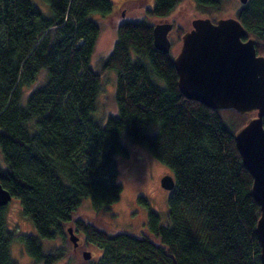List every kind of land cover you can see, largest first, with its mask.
I'll list each match as a JSON object with an SVG mask.
<instances>
[{
    "label": "trees",
    "instance_id": "trees-1",
    "mask_svg": "<svg viewBox=\"0 0 264 264\" xmlns=\"http://www.w3.org/2000/svg\"><path fill=\"white\" fill-rule=\"evenodd\" d=\"M43 1L47 15L32 0H0V186L36 232L15 234L0 206V264H16L13 240L35 264L57 263L68 252V227L101 249L87 264H262L259 206L234 140L249 116L185 98L172 55L153 46L145 17L121 21L95 65L100 24L91 16L113 14L111 1ZM193 1L210 18L231 0ZM179 2L153 0L145 14L166 17ZM234 17L264 56V0L239 3ZM108 71L116 77L117 114L100 122L93 112ZM122 136L174 180L168 222L150 211L135 235L75 215L84 198L95 211L119 200L115 157L128 156ZM40 240L61 245L44 252Z\"/></svg>",
    "mask_w": 264,
    "mask_h": 264
},
{
    "label": "water",
    "instance_id": "water-1",
    "mask_svg": "<svg viewBox=\"0 0 264 264\" xmlns=\"http://www.w3.org/2000/svg\"><path fill=\"white\" fill-rule=\"evenodd\" d=\"M247 0H239L245 4ZM171 23H157L152 28L153 46L169 53L168 33ZM233 17L195 18L191 28L180 39V48L173 58L177 85L181 94L198 101L212 110H233L249 116L234 133L236 148L242 164L251 174V194L259 206L256 234L260 246V260L264 264V56L258 55L253 38ZM161 186L172 190L174 180L167 175ZM11 195L0 186V206L11 200ZM68 239L73 247L78 238L71 227ZM85 260L90 259L87 251Z\"/></svg>",
    "mask_w": 264,
    "mask_h": 264
},
{
    "label": "rangeland",
    "instance_id": "rangeland-1",
    "mask_svg": "<svg viewBox=\"0 0 264 264\" xmlns=\"http://www.w3.org/2000/svg\"><path fill=\"white\" fill-rule=\"evenodd\" d=\"M110 1L113 4V14L108 17L91 16L97 18L100 24V34L92 56L95 65L101 62L110 52L115 40V29L123 20L145 17L151 25L164 22L171 23L172 29L169 33V40L171 41L170 54L174 57L180 48V36L191 28L193 19L204 17L201 16L202 13L193 0H180L175 9L163 18L145 14L146 9L152 7L153 0ZM32 3L44 15L48 14V5L43 0H32ZM239 3V0H231L219 12H210V18L233 17ZM103 81L105 84L97 97L96 108L93 112L94 119L100 122H104L109 115L117 114L114 96L116 77L108 71ZM154 131V127L149 130L150 133H154ZM122 143L127 148L128 156L115 157L118 171L117 182L122 186L119 200L107 209L95 211L90 199L84 198L77 207L75 215H83L92 219L101 228L135 235L146 223L150 211L159 216L161 225L168 222L170 190H166L161 186V179L167 175L172 176V173L152 158L142 146L131 143L125 136H122ZM5 213L7 225L15 234H36L32 222L22 213L17 199L11 198L9 200L5 206ZM74 234L78 238L79 245L73 247L68 239V243L63 245L68 251L67 255L55 264H87L88 260L96 262L102 254L101 249L92 243H84L80 234L75 232ZM40 244L42 250L47 252L59 248L61 242L58 240H40ZM83 251L90 253V259L85 260L83 258ZM9 254L16 264H35L17 240L11 242Z\"/></svg>",
    "mask_w": 264,
    "mask_h": 264
},
{
    "label": "flooded vegetation",
    "instance_id": "flooded-vegetation-1",
    "mask_svg": "<svg viewBox=\"0 0 264 264\" xmlns=\"http://www.w3.org/2000/svg\"><path fill=\"white\" fill-rule=\"evenodd\" d=\"M123 14L121 13V16H122ZM155 24H153L152 25V28H153V26H154ZM172 29V28H171ZM171 32V30L169 31V33ZM169 33H168V39H169ZM182 36V35H181ZM181 36H180V39H181ZM170 41V40H169ZM170 48H171V41H170ZM169 53H170V51H169ZM172 58H174V57H172Z\"/></svg>",
    "mask_w": 264,
    "mask_h": 264
},
{
    "label": "bare ground",
    "instance_id": "bare-ground-1",
    "mask_svg": "<svg viewBox=\"0 0 264 264\" xmlns=\"http://www.w3.org/2000/svg\"><path fill=\"white\" fill-rule=\"evenodd\" d=\"M6 205H7V204H6ZM6 205H3V206H6ZM67 235H68V234H67ZM77 246H78V241H77ZM77 246H76V247H77ZM83 252H84V251H83ZM89 254H90V253H89Z\"/></svg>",
    "mask_w": 264,
    "mask_h": 264
}]
</instances>
